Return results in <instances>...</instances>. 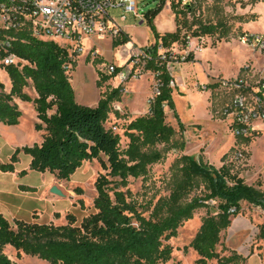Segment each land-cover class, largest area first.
Masks as SVG:
<instances>
[{"label": "trees", "instance_id": "trees-1", "mask_svg": "<svg viewBox=\"0 0 264 264\" xmlns=\"http://www.w3.org/2000/svg\"><path fill=\"white\" fill-rule=\"evenodd\" d=\"M166 3L167 0H159L155 8L145 13V22L155 39V45L149 49L148 68L158 74L161 93L150 105V112L133 118L126 125L125 135L129 138L126 150L121 149V136L105 127L113 103L122 101L119 89L105 93L96 106L79 104L71 83L77 61L67 48L54 41L39 39L27 30L0 33V67L11 82L9 92L0 82V122L19 124L22 117L19 99L34 104L41 121L35 129L44 131L40 144L17 148L8 163L0 160V170L15 172L21 152L31 157V170L53 174L59 181L69 180L86 161L95 159L100 161L103 169L109 170L95 181V212L81 221L68 213L67 223L62 225L20 219L11 222L0 213V264H19L6 253L8 246L13 247L18 256L26 254L50 264H164L173 253L172 245L166 241L176 237L179 227L198 209H213L211 201L218 202L217 212L209 213L203 219L191 242L199 256L197 264H211L213 260H217V264L234 262L235 254L221 257L217 252L221 232L231 225L232 217L241 212L242 201L264 209V188L261 183L258 186L247 184L241 171L235 170L232 162H227L228 154L224 155L220 168L201 157L182 155L180 182L168 198L155 205L149 218L138 210L125 192L111 187L110 177L120 178L121 185L127 186L129 176L145 173L146 165L162 159L161 152H142L141 146L167 144L173 139L176 131L167 122L166 107L174 112L183 127L176 111L173 88L169 85L171 75L158 60V44L165 48L175 43L186 45L184 28L191 29L187 27V15L195 5L180 8L177 0H171L176 30L161 34L154 20ZM217 30L218 25L199 23L192 35H213ZM8 40L10 44L6 46ZM128 41L130 36L126 33L113 44L118 46ZM11 54L18 61L6 64L4 59ZM112 76L100 70L98 86ZM30 86L35 89L36 97L26 91ZM209 86L215 87V84ZM25 173L23 170L20 174ZM201 186V193L196 194Z\"/></svg>", "mask_w": 264, "mask_h": 264}, {"label": "rangeland", "instance_id": "rangeland-1", "mask_svg": "<svg viewBox=\"0 0 264 264\" xmlns=\"http://www.w3.org/2000/svg\"><path fill=\"white\" fill-rule=\"evenodd\" d=\"M159 0H138V13H127L126 20L120 21L121 26L129 33L130 41L115 46L111 41L89 39L85 41V48L91 45L99 52L96 58L92 54L83 53L75 56L77 61L72 70L71 83L75 91L76 101L87 106H96L105 93L115 88V81H107L98 86L100 70L108 63L123 64L130 50L136 45L149 44L155 41L151 27L145 22V13L155 8ZM112 14L120 16L123 11L112 9ZM142 22V23H141ZM156 29L164 34L176 30L175 14L171 8V0H167L165 8L154 20ZM199 23L218 25L213 35H203L200 39L203 50L198 54H191L189 60L177 63L174 67L176 86L173 96L176 111L183 127L180 126L174 112L166 107L167 122L175 129L173 139L167 143L141 146L142 152L159 151L163 157L160 161L146 165L145 173L129 176L128 185L122 186L118 177H110L111 187L125 192L128 199L133 201L138 210L147 218L152 214L155 205L170 196L173 189L180 182L182 155L201 157L205 162L220 168L224 161L232 162L235 170H251L248 163V151L244 144L245 137L234 136L230 127V119L223 114V110L231 102V95L222 91H206L204 86L210 85L219 77L233 75L246 76L255 87L264 76V52L254 51L242 42L246 34H264V0L253 3L251 0H198L187 15V27L191 29L184 33L197 39L192 33ZM223 36H220L221 34ZM197 42V40H195ZM1 65V59H0ZM0 82L5 91L11 89L8 74L0 67ZM154 77L151 72L138 80L127 83L125 89L129 92L122 95L121 102H115L123 109L122 113H114L113 107L105 127L121 136V149L128 148L129 138L125 135L126 125L135 117L144 115L148 111L147 99L152 92ZM1 91V89H0ZM32 97L37 93L33 86L26 90ZM149 94V96H148ZM148 96V97H147ZM147 97V99H146ZM98 102V103H97ZM23 112L20 125H6L0 122V160L10 162V158L17 148L33 146L39 142V134L35 129L36 111L32 102L17 100ZM113 106V105H112ZM131 107V108H130ZM260 124L264 131V121L257 120L254 126ZM260 128V129H262ZM257 131V130H256ZM254 134V133H253ZM249 136L255 138L256 134ZM254 164L256 169H264V136L254 146ZM242 152V156L238 153ZM19 167L27 168L30 156L19 154ZM107 161L105 156L102 157ZM103 169L99 160L86 161L69 180L56 181V185L63 195L54 194L58 199L55 204L62 211L55 213L49 221L46 213L43 220L46 223L62 225L67 223L68 213L76 215L81 221L84 217L95 212L94 199L97 196L95 181L101 173H108ZM55 177V175L50 174ZM43 174L37 172L23 178L24 182L38 184ZM12 176L9 172L0 170V181L9 183ZM199 188L196 194L201 193ZM194 195L192 193L190 198ZM213 209L207 207L198 209L192 218L186 220L178 229V235L167 240L172 245V258L164 264H197L198 253L191 247V242L198 233L203 219L209 214H216L217 201H211ZM241 212L232 217L231 225L221 232V239L217 245V252L221 257L235 254L231 264H264V209L247 201L241 202ZM246 223L242 231L234 234V226ZM263 232V233H262ZM6 253L19 264H50L37 257L21 254L11 247H6ZM217 264V260L211 261Z\"/></svg>", "mask_w": 264, "mask_h": 264}, {"label": "built area", "instance_id": "built-area-1", "mask_svg": "<svg viewBox=\"0 0 264 264\" xmlns=\"http://www.w3.org/2000/svg\"><path fill=\"white\" fill-rule=\"evenodd\" d=\"M198 0H177L180 8L194 6ZM112 9L122 10L118 17L112 14ZM138 13V0H0V33L2 31L27 30L35 37L42 40L57 42L67 48L70 55L79 56L83 53L92 54L96 58L99 52L95 46L85 48V41L89 39L109 40L123 37L127 32L120 21L126 20L127 13ZM184 46L175 43L165 48L158 44V60L165 65L171 75L169 85L176 86L174 67L177 63L186 61L191 54H198L203 50L199 36L197 39L186 36ZM197 40V42L195 41ZM242 42L254 51L264 52V34L253 33L242 37ZM9 40L6 46H9ZM114 45V44H113ZM155 41L143 46H134L123 64L108 63L101 69L108 75H113L115 88L123 95L128 93L125 86L130 81H135L151 72L154 77L152 92L147 99L148 112L155 97L161 93V81L158 74L148 68L151 60L149 49ZM15 55H8L6 64L17 63ZM215 87L204 86L206 91H222L231 95V102L223 110L229 117L230 127L234 136L249 137L255 130L257 120L264 121V76L255 87L246 76L219 77L213 82ZM113 112L122 113L119 104L113 103ZM116 127H112V131ZM114 132V131H113ZM242 152L238 156H242Z\"/></svg>", "mask_w": 264, "mask_h": 264}, {"label": "crops", "instance_id": "crops-1", "mask_svg": "<svg viewBox=\"0 0 264 264\" xmlns=\"http://www.w3.org/2000/svg\"><path fill=\"white\" fill-rule=\"evenodd\" d=\"M127 32V31H126ZM129 35V33L127 32ZM146 44H142L143 46ZM227 76V77H234ZM129 92V89H128ZM149 96V94H148ZM147 96V97H148ZM146 97V99H147ZM174 98V96H173ZM98 103V102H97ZM131 108V107H130ZM36 111V110H35ZM23 117V112H22ZM22 117L20 118V122L17 125H20L22 122ZM36 121L37 123H41L37 116L36 112ZM260 124L255 125L254 134H256L255 138L245 137L246 150L248 151V163L246 166L252 168L251 170H245L241 173V176L245 179L247 184L258 186V184H262L261 188H264V169H256L254 164V157L255 151L254 146L257 142L264 136V131L261 133L260 131L263 130ZM257 130V131H256ZM260 130V131H259ZM39 134V142L43 141V133L44 131H37ZM253 134V135H254ZM27 160L28 166L27 168L21 169L19 167V161L15 164L16 170L15 172H9L12 176L9 183L3 184L0 181V213L4 214V216L13 222L15 219L25 220L27 222H39V223H46L43 220V213H46V217L49 221L53 220V216L55 213L62 211L63 209H67L66 207L63 209H58L59 207L56 206L55 201L58 197H55L52 194V187L55 185L61 186L59 181H56V177L49 175V173H41L34 170H31L29 165L31 161V157ZM23 170H26L25 174H20ZM43 174L42 179L38 184H34L31 182H24L25 177L29 176L33 173ZM31 187L32 189H27L23 187ZM63 192V190H62ZM60 196V195H59ZM241 226L235 225L234 226V234L242 231V228L246 225V223L241 222Z\"/></svg>", "mask_w": 264, "mask_h": 264}, {"label": "water", "instance_id": "water-1", "mask_svg": "<svg viewBox=\"0 0 264 264\" xmlns=\"http://www.w3.org/2000/svg\"><path fill=\"white\" fill-rule=\"evenodd\" d=\"M142 23V22H141ZM52 193L57 194V195H63V192L55 185L51 189Z\"/></svg>", "mask_w": 264, "mask_h": 264}]
</instances>
